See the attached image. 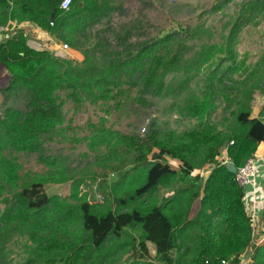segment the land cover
Returning a JSON list of instances; mask_svg holds the SVG:
<instances>
[{
  "label": "rangeland",
  "instance_id": "obj_1",
  "mask_svg": "<svg viewBox=\"0 0 264 264\" xmlns=\"http://www.w3.org/2000/svg\"><path fill=\"white\" fill-rule=\"evenodd\" d=\"M80 1L94 7L86 21L73 23L64 39L58 32H47V37L37 39L39 50L71 61L80 82L109 73L108 65L121 66L130 58L128 55H135L137 46L168 37L169 42L162 46L155 61L165 66L150 68L148 61L143 71L116 69L112 71L114 84L101 89L92 84L91 93L76 85H64L56 93L62 123L41 138L40 147L33 153L12 149L2 152L6 163L12 165L10 172L16 184L7 185L0 194V264H62L40 257L44 255L40 242L50 233L42 234L30 228L28 222L24 225L21 218L10 217L14 197L25 184L65 169L70 181L44 185L48 197H58L67 206L63 213L78 205L72 192L97 207V211L106 212V192L123 172L151 160L150 153L158 152L154 145L166 143L169 133H175L181 143L183 138L188 140L186 146L193 154L204 152L212 136L227 135L238 127L240 112L251 114V108L264 101V8L244 11L243 6L252 0ZM241 21L246 24L231 39L232 26ZM5 32H0L2 40L14 36L16 29ZM33 35L29 34L30 39L37 37ZM64 45L66 50L62 49ZM229 51L236 54L235 62L230 61ZM146 70L150 72L144 74ZM8 78L0 72V117L7 108L25 112L30 99L24 89L8 90ZM201 106L203 111L192 116ZM147 149H151L149 154L145 153ZM222 152L218 158H223ZM166 158L167 162L180 163ZM45 160L51 165H46ZM200 161L193 159L194 172L206 178L212 166ZM171 194L169 188H164L160 197L152 201L159 204ZM144 202L151 203L148 198ZM184 205H178L181 212ZM197 210L196 202L192 216ZM68 229L72 231L73 225L69 224ZM124 234L126 238L136 236L130 230ZM259 239L260 233L254 234L251 245ZM147 247L151 263L161 264L153 260L154 246L147 243ZM258 247L264 259V242ZM138 250L135 244L134 249L123 250L108 264H129ZM247 250L249 247L241 258L245 264H252V251Z\"/></svg>",
  "mask_w": 264,
  "mask_h": 264
},
{
  "label": "trees",
  "instance_id": "obj_2",
  "mask_svg": "<svg viewBox=\"0 0 264 264\" xmlns=\"http://www.w3.org/2000/svg\"><path fill=\"white\" fill-rule=\"evenodd\" d=\"M60 2L0 0V27L10 21L16 24L28 22L45 32H58L64 39L72 30L73 23L86 21L94 7L87 6L85 1L72 0L69 11L64 12L59 7ZM243 7L244 11L249 8L255 11L259 7L264 8V0H252ZM245 24L243 21L234 23L230 38L235 39ZM168 40L166 37L137 46L135 55H128L130 58L121 66L114 68V65H108L109 73L93 76L87 82L79 81L71 61L30 48L22 31L2 40L0 67L10 77L8 90L24 89L29 92L30 99L25 112L7 108L0 117V139H3L0 141V194L7 185L13 187L16 184L15 176L10 172L12 165L6 163L2 152L12 149L18 153H33L40 147L41 138L62 123L61 104L56 96L58 90L64 85H76L83 92L91 93L92 84L101 89L115 83L112 71L126 72L129 67L134 72L143 71L148 61L150 68L162 69L165 64L162 61L155 64V61ZM231 46L229 43V48ZM164 52L169 53L167 46ZM228 54L230 61L235 62L236 54L231 51ZM202 111L201 106L191 115L196 116ZM236 120L237 128L227 135L212 136L206 150L197 154L187 148L185 141L188 140L183 138L181 143L175 133H169L166 143L154 145L158 152L145 151L150 153L151 160H144L123 172L111 190L106 192L105 199L109 204L106 212L97 211V207L72 192L71 197L78 205L64 214L66 205L60 203L58 197H48L44 190L47 183L71 180L65 169H58L25 184L14 197L10 208L13 216L10 217L21 218L24 225L28 222L30 228L35 227L42 234L50 233L40 242L44 254L40 257H48L47 262L108 264L118 253L134 249L136 244L139 254L134 255L129 264H152L147 247V243H151L155 248L153 260L161 264H240L248 247L252 250V264H264L259 254L261 248L251 245V220L243 205L245 191L237 184L235 174L217 160L223 150L236 169L243 167L253 159L259 144L264 142V123L247 111L240 112ZM166 157L177 159L181 163L179 169L171 168ZM194 158L200 159V164L212 166L206 178L200 174L193 175ZM45 164L51 165L48 160ZM164 188H169L172 195L163 198L159 204L153 202ZM146 198L151 203L144 202ZM180 202L185 204L182 212L178 206ZM196 202L198 210L192 216ZM69 224L73 225L72 231L68 229ZM126 230L136 233V236L124 237Z\"/></svg>",
  "mask_w": 264,
  "mask_h": 264
},
{
  "label": "crops",
  "instance_id": "obj_3",
  "mask_svg": "<svg viewBox=\"0 0 264 264\" xmlns=\"http://www.w3.org/2000/svg\"><path fill=\"white\" fill-rule=\"evenodd\" d=\"M4 27H5L3 30L4 32L8 31V28H11L12 30L16 29V32L22 31L27 38V44L29 45V47L36 50H39L38 48H41L39 44L40 42L39 40H37L39 36L47 37V32L41 30L36 25L28 22L16 24L15 22L10 21L8 25ZM30 33L32 34V37H35L33 33L37 35V37L30 39L29 36ZM2 38H0V42L2 41ZM49 40L51 41V43H55L52 39L48 38L47 41ZM0 69H1L0 70L1 74L5 73V75L9 77V75L7 74L4 68L0 67ZM9 81H10V77L8 78V82ZM251 110H252L251 116L259 119L264 123V101H262L258 107L251 108ZM222 156L223 158H218L217 160L220 161L222 159H225L224 158L226 156L225 151L222 152V155L220 157ZM253 158L256 169L254 182L252 183V187L254 188V194H250L247 197H245L244 195L243 205L247 215L250 217V220L252 222L251 227L253 226L252 227L253 235L259 233L261 235L262 230L264 229V142L259 144ZM168 164L171 166V168L175 170L179 168L180 165V163L177 164L173 161L172 162L168 161ZM172 165H174L175 167L174 166L172 167ZM193 175H196V173L193 172ZM260 242H264V240H261ZM252 245L258 246L259 244L255 242L252 243ZM251 251H252L251 247H249V250H247V252L249 253Z\"/></svg>",
  "mask_w": 264,
  "mask_h": 264
},
{
  "label": "built area",
  "instance_id": "obj_4",
  "mask_svg": "<svg viewBox=\"0 0 264 264\" xmlns=\"http://www.w3.org/2000/svg\"><path fill=\"white\" fill-rule=\"evenodd\" d=\"M71 3H72V0H61L59 7L62 11L67 12V11H69V9L71 7ZM52 25H53V23H51V26ZM4 28L5 27H0V32L3 31ZM67 48H68L67 45H64L62 47V49H64V50H66ZM225 153H226V151H225ZM226 157L227 156H225L224 161L221 162L222 164L229 162ZM255 173H256V169H255L254 158L248 160L247 163L243 167L236 170L235 178H236L237 184L241 188L244 189L245 197H247L250 194H254V188L252 187V183L254 182ZM253 196H256V195H253ZM251 224H252V222H251ZM260 240H264V229L262 230V233L260 235V239L258 240L259 242H257V244L260 243ZM243 259L244 258H241L240 264H245Z\"/></svg>",
  "mask_w": 264,
  "mask_h": 264
},
{
  "label": "water",
  "instance_id": "obj_5",
  "mask_svg": "<svg viewBox=\"0 0 264 264\" xmlns=\"http://www.w3.org/2000/svg\"><path fill=\"white\" fill-rule=\"evenodd\" d=\"M224 166L228 169V171L232 174L236 173V167L231 162L224 163Z\"/></svg>",
  "mask_w": 264,
  "mask_h": 264
}]
</instances>
